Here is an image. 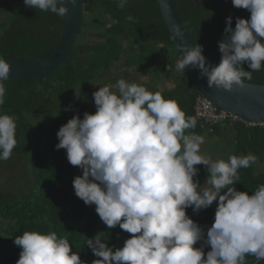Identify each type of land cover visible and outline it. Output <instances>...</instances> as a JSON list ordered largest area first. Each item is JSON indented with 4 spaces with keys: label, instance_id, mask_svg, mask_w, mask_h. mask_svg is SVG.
<instances>
[{
    "label": "clouds",
    "instance_id": "clouds-1",
    "mask_svg": "<svg viewBox=\"0 0 264 264\" xmlns=\"http://www.w3.org/2000/svg\"><path fill=\"white\" fill-rule=\"evenodd\" d=\"M23 3L58 17L68 13L65 0ZM127 4L128 0H117L121 9ZM231 4L250 15L236 17L234 28L233 18H225L219 63L206 64L203 46L195 44L179 54L175 65L180 73L186 66L199 69L208 87L226 91L243 88L253 72L264 68V0ZM175 35L182 33L175 29ZM10 70L0 56V106ZM92 96L95 111H85L83 118L73 115L61 125L55 148L64 149L68 162L81 171L72 180L75 196L87 206L95 205L108 229L118 226L130 235L122 247L109 246L99 234L86 238L85 245L98 257L91 264H249L248 256L257 264L264 260V184L252 193L234 186L239 170L254 164L256 155H202L205 137L190 131L197 126L196 117L186 115L178 101L166 99L162 91L124 76L115 84L99 86ZM16 121L14 114H0V161L10 159L17 145ZM197 165L206 166L207 187L199 181ZM213 202L210 226L186 214L189 207L199 213ZM13 242L21 249L15 264H86L71 250L69 240L51 229L26 230Z\"/></svg>",
    "mask_w": 264,
    "mask_h": 264
},
{
    "label": "trees",
    "instance_id": "trees-1",
    "mask_svg": "<svg viewBox=\"0 0 264 264\" xmlns=\"http://www.w3.org/2000/svg\"><path fill=\"white\" fill-rule=\"evenodd\" d=\"M7 1L10 10L5 17H0V56L17 62L44 60L59 40L62 17L26 8L23 0ZM175 6L194 45H202L206 59L213 65L218 64V41L223 35L225 18L230 15L209 0H175ZM88 10L97 17L98 28L91 34L94 40L83 38L89 29L85 28L87 15L93 17ZM129 15L134 18L132 21L126 19ZM231 17L234 28L236 17ZM105 19L111 24H104ZM261 39L264 43V38ZM124 54L131 56L119 68L147 72L151 83L167 78L172 86L162 91L163 96L177 100L186 115L194 116L193 106L199 95L186 71L176 70L178 55L156 0H128L123 9L117 6V0H83L79 33L64 64L44 79L4 81L6 95L0 114L17 117V145L8 167L14 164L23 174L20 173L19 186L12 190L4 187L0 191V264H15L21 249L14 244L13 238L26 230L56 231L69 240L71 250L77 251L86 264L98 259L85 245L86 238L99 234L109 246L122 247L130 235L118 226L108 229L95 212V205L87 206L75 196L72 180L81 171L68 162L64 149L55 148L56 133L61 125L73 115L83 118L85 111H95L93 96H86L85 86L93 85L91 92L98 90L96 84L104 80L109 68L119 63ZM243 67L251 71L246 64ZM245 83L264 86V68L253 72L252 79ZM69 107L71 110L66 111ZM190 131L227 141L232 145L233 154L252 153L264 165V128L260 126L250 127L241 120L209 127L197 121L196 128ZM17 157L20 163L14 161ZM196 167L202 187H207L203 185L206 166ZM238 175V183L234 186L239 191L252 193L259 184H264V173L257 172L252 165L241 168ZM215 207L213 202L199 213H193L189 207L186 214L198 224L210 226ZM199 246V243L194 245ZM208 250L210 248H205V252ZM247 260L249 264H257L254 257L248 256ZM259 264H264V260Z\"/></svg>",
    "mask_w": 264,
    "mask_h": 264
},
{
    "label": "water",
    "instance_id": "water-1",
    "mask_svg": "<svg viewBox=\"0 0 264 264\" xmlns=\"http://www.w3.org/2000/svg\"><path fill=\"white\" fill-rule=\"evenodd\" d=\"M161 19L171 39L176 54L194 46L177 13L175 0H156ZM68 13L62 17V30L52 53L37 62H17L10 64V82H27L44 79L54 74L71 53L82 21L83 0H76L75 6L65 0ZM179 29L181 36L175 35ZM206 64L213 65L208 59ZM197 94L206 99L220 111L233 115L240 120L256 125L264 124V86L245 83L243 88L233 87L232 91L208 87L206 78L200 76L199 69L186 66L185 69Z\"/></svg>",
    "mask_w": 264,
    "mask_h": 264
},
{
    "label": "rangeland",
    "instance_id": "rangeland-1",
    "mask_svg": "<svg viewBox=\"0 0 264 264\" xmlns=\"http://www.w3.org/2000/svg\"><path fill=\"white\" fill-rule=\"evenodd\" d=\"M84 7H86V5ZM9 10H10V4L8 3V1L7 0H0V17L1 18L5 17L8 14ZM88 12H90V16H93L92 11L88 10L87 13ZM87 13H86V15H87ZM90 18L91 17H89V15H87V26L85 28H89V29H88V31H86V34H85L87 36L83 37V38H85V40L86 39H91V40L93 39L94 40L95 38L91 34L94 31H96V29L98 28V26H97L98 22L96 21L97 17L93 16L91 19ZM106 22L108 23L109 20L105 19L104 24ZM87 42H89V41H87ZM137 52H138V49L135 50V53H137ZM129 56H131V55H128V54L122 55L119 63L111 66L109 68L107 75L105 76L104 80H101L100 83L96 84V86H103L104 84H115L116 80H118L122 76H124L126 79L129 78L133 82L143 84L144 86H146L151 91H158V90L163 91V90L170 88L172 86L171 82L168 81L167 78H162L159 81L151 83L150 82V76L147 72L135 73L132 68L131 69L119 68V66ZM92 86L93 85L85 86V92H86L85 94H86V96L88 94V97L90 95H92V93L94 91H96V90H94L93 92H91ZM84 99H86V98L84 97ZM87 102L90 103L91 101L89 100ZM82 104H84V103H82ZM88 110H90V109H88ZM203 136L205 137V143L203 145H201V154L202 155L210 156L213 159H227L229 154H233L231 143H228L227 141H223V140H219V139L209 137L205 134ZM13 159H14V161L20 163L19 157L13 158ZM8 162L11 163L12 161H10V159H8L6 161H0V191L4 187H6L9 190H12L16 186L20 185L19 179H21V174H23L22 169H20L21 172H19L18 167L15 166L14 164H12V166H11L12 168H14V169H12V168L8 167V165H9ZM252 166H254V168L256 169L257 172H263L264 173V165L261 164L258 160L254 164H252ZM16 174H18L17 177H16ZM12 178H15V179L12 180ZM6 197L8 198V196H6Z\"/></svg>",
    "mask_w": 264,
    "mask_h": 264
},
{
    "label": "built area",
    "instance_id": "built-area-1",
    "mask_svg": "<svg viewBox=\"0 0 264 264\" xmlns=\"http://www.w3.org/2000/svg\"><path fill=\"white\" fill-rule=\"evenodd\" d=\"M193 114L196 117L197 121L201 122L203 125H207L209 127H215L217 125H221L227 121L237 122L241 121L239 118L220 111L206 99L199 96L193 106ZM247 126H260L264 128V124L256 125L252 123L245 122Z\"/></svg>",
    "mask_w": 264,
    "mask_h": 264
},
{
    "label": "crops",
    "instance_id": "crops-1",
    "mask_svg": "<svg viewBox=\"0 0 264 264\" xmlns=\"http://www.w3.org/2000/svg\"><path fill=\"white\" fill-rule=\"evenodd\" d=\"M209 2L213 6H216L217 8H219L223 12H225V14H228L230 16H234V17L243 16L245 19H247L249 17V15H250L247 10L238 9V8L233 7V5L231 4V0H209ZM229 137L231 138L230 135H229Z\"/></svg>",
    "mask_w": 264,
    "mask_h": 264
}]
</instances>
